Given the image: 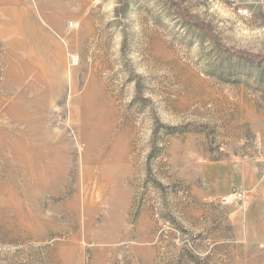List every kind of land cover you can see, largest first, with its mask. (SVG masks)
Returning a JSON list of instances; mask_svg holds the SVG:
<instances>
[{
  "label": "rangeland",
  "instance_id": "obj_1",
  "mask_svg": "<svg viewBox=\"0 0 264 264\" xmlns=\"http://www.w3.org/2000/svg\"><path fill=\"white\" fill-rule=\"evenodd\" d=\"M241 1L0 0V264H264Z\"/></svg>",
  "mask_w": 264,
  "mask_h": 264
},
{
  "label": "built area",
  "instance_id": "obj_2",
  "mask_svg": "<svg viewBox=\"0 0 264 264\" xmlns=\"http://www.w3.org/2000/svg\"><path fill=\"white\" fill-rule=\"evenodd\" d=\"M231 5L234 13L241 17H250L253 12L251 10V6L242 2L241 0H226ZM254 1V0H253ZM252 3L254 4V2ZM256 4L262 5L264 8V0H256ZM246 193L243 191H239L237 189L231 191L229 194L218 199L221 204H231L236 201H242L245 197Z\"/></svg>",
  "mask_w": 264,
  "mask_h": 264
},
{
  "label": "crops",
  "instance_id": "obj_3",
  "mask_svg": "<svg viewBox=\"0 0 264 264\" xmlns=\"http://www.w3.org/2000/svg\"><path fill=\"white\" fill-rule=\"evenodd\" d=\"M258 210H259V218L262 219V217H264V200L258 203Z\"/></svg>",
  "mask_w": 264,
  "mask_h": 264
}]
</instances>
